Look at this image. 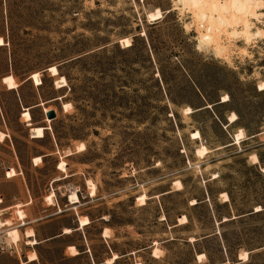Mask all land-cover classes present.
<instances>
[{
	"label": "rangeland",
	"instance_id": "obj_1",
	"mask_svg": "<svg viewBox=\"0 0 264 264\" xmlns=\"http://www.w3.org/2000/svg\"><path fill=\"white\" fill-rule=\"evenodd\" d=\"M195 19L179 0H0V264H264V38L199 45Z\"/></svg>",
	"mask_w": 264,
	"mask_h": 264
},
{
	"label": "bare ground",
	"instance_id": "obj_2",
	"mask_svg": "<svg viewBox=\"0 0 264 264\" xmlns=\"http://www.w3.org/2000/svg\"><path fill=\"white\" fill-rule=\"evenodd\" d=\"M182 2L183 5L188 7L193 14V17L196 18L195 20H199L200 24L203 25L202 27L204 30L199 32L198 35V43L202 45L206 42H212L215 48H219L221 35L226 37H241L244 44H248L256 38H264V36H257V33H264L263 28L255 27L251 18L256 19L260 22V17L263 16V13L260 11V7L257 5L259 4L260 0H179ZM158 8L154 10L153 13L147 15V19L150 21L157 22L159 19L162 18V12L159 10L157 13ZM155 16L154 19L150 17ZM263 22V21H262ZM225 48V47H221ZM1 82L6 86L7 89H15L16 83L12 75H5L1 78ZM66 85V80L64 77H60L56 79L54 82L55 89H61ZM223 101L228 100V95L221 96ZM227 97V99H224ZM209 106V105H207ZM44 113L48 111V109H43ZM185 111L187 113L193 112L190 107H186ZM22 115V113H21ZM45 122L49 123V119L46 118ZM26 125L30 126V122H26ZM29 133L31 138L41 139L44 137V130L49 129L48 127L44 126H30ZM244 138V131L243 129H239L235 132L232 136V140L239 142L240 139ZM234 143V142H233ZM209 152L205 146H199L196 149V154L199 156H203ZM216 174V173H215ZM214 175V174H213ZM217 175V174H216ZM214 176V178L216 177ZM87 185H90L92 188L95 186L89 180L86 181ZM53 197L54 192L48 196H45V200L50 204H53ZM68 202L70 204H75L78 202V196L75 190L71 191L67 196ZM195 203L194 201L191 204ZM17 208L21 206L20 203L15 205ZM256 211H260L262 208L257 206ZM223 220H226L225 217ZM12 221L9 219H5L0 221V227L4 226H11ZM70 232V229L65 228L64 233ZM192 240V238H190ZM27 244H34L36 243L35 240H27ZM113 258H116V255L106 260L107 263H112Z\"/></svg>",
	"mask_w": 264,
	"mask_h": 264
},
{
	"label": "snow or ice",
	"instance_id": "obj_3",
	"mask_svg": "<svg viewBox=\"0 0 264 264\" xmlns=\"http://www.w3.org/2000/svg\"><path fill=\"white\" fill-rule=\"evenodd\" d=\"M258 7H260V8H264V0H260V2H259V4L257 5ZM159 12V10H157V13ZM151 19H154L155 18V16H152V17H150ZM257 36H264V33H257L256 34ZM245 55H246V53H244ZM217 55H220V53L219 52H217ZM260 87L261 88H264V84H261L260 85ZM224 99H227V97H225ZM235 117H233V119H234ZM253 159H254V157H253ZM203 257H201V259H202Z\"/></svg>",
	"mask_w": 264,
	"mask_h": 264
},
{
	"label": "water",
	"instance_id": "obj_4",
	"mask_svg": "<svg viewBox=\"0 0 264 264\" xmlns=\"http://www.w3.org/2000/svg\"><path fill=\"white\" fill-rule=\"evenodd\" d=\"M45 116L49 119H53L55 117V113L53 110H48L47 112H45Z\"/></svg>",
	"mask_w": 264,
	"mask_h": 264
},
{
	"label": "crops",
	"instance_id": "obj_5",
	"mask_svg": "<svg viewBox=\"0 0 264 264\" xmlns=\"http://www.w3.org/2000/svg\"><path fill=\"white\" fill-rule=\"evenodd\" d=\"M13 206H15V205H13ZM22 206V205H21ZM21 206H20V208H21Z\"/></svg>",
	"mask_w": 264,
	"mask_h": 264
},
{
	"label": "trees",
	"instance_id": "obj_6",
	"mask_svg": "<svg viewBox=\"0 0 264 264\" xmlns=\"http://www.w3.org/2000/svg\"><path fill=\"white\" fill-rule=\"evenodd\" d=\"M115 262V261H114Z\"/></svg>",
	"mask_w": 264,
	"mask_h": 264
}]
</instances>
